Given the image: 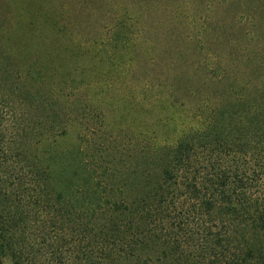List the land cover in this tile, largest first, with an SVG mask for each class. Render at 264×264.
I'll use <instances>...</instances> for the list:
<instances>
[{
    "label": "trees",
    "instance_id": "1",
    "mask_svg": "<svg viewBox=\"0 0 264 264\" xmlns=\"http://www.w3.org/2000/svg\"><path fill=\"white\" fill-rule=\"evenodd\" d=\"M33 1L0 0V264H264V0H216L197 24L176 0H128L97 62L141 63L125 37L143 36L168 95L111 82L96 100ZM97 100L112 130L85 124Z\"/></svg>",
    "mask_w": 264,
    "mask_h": 264
},
{
    "label": "rangeland",
    "instance_id": "2",
    "mask_svg": "<svg viewBox=\"0 0 264 264\" xmlns=\"http://www.w3.org/2000/svg\"><path fill=\"white\" fill-rule=\"evenodd\" d=\"M138 1L142 6L149 2L153 5L161 2V0ZM201 1L202 0H194V3H192L190 0H176L175 3L180 4L176 5L181 10L179 14L187 22L194 20L193 18H196V15H200L201 13L202 18H204V16L209 17L213 14L214 9L218 8V12L221 10V6H218L215 0L213 5L208 6V9L203 11L204 4L201 5ZM33 3L36 7L33 4V7L28 5L25 6L29 11V15L38 10V4L47 5V8L51 11L49 16H51L54 21L59 22L61 26H64L65 36H63L64 39L62 38V40L65 50L64 56L61 59V67L63 66L65 72L71 74L72 78L67 79L68 84L74 86L76 80L81 81L79 88L89 99L96 100L99 96H103L104 93L100 91V86L103 85L104 88H108L107 84L111 82L117 84L122 83L123 85L131 87L134 85L141 89H144L143 84L148 82V84L153 85L151 89L147 90L150 96L160 99L167 97V92L160 86L157 80L161 75V67H166V65L157 51H149V53L144 52L147 43H142L144 39L143 36L130 33L125 37L129 43H134L132 46L134 50L138 49L141 51V63H131L130 55L132 53L126 54L124 58H122L123 55L111 53V57H113L116 64L111 62L105 63V68L97 62V43L99 46H102V44L107 42L110 38V33H112L111 27L119 19H123V16H129L130 14L135 15V12L124 10V8H128V5L131 6L128 0H34ZM159 10L161 11H155L152 7L147 8V12L149 11L154 15H159V19L168 20L169 18H166L167 16L165 15L168 11L164 12L162 9ZM147 12L145 11V14H147ZM222 16H224V14H222ZM154 18L157 17L154 16ZM195 20L196 23L198 19L196 18ZM190 25H192V23ZM195 27L196 26L193 24L192 30ZM154 32H156V30H154ZM57 63H59L58 60L55 61L54 65H57ZM143 63H153V65L145 68ZM140 64H143V68ZM156 67L159 68L158 74H156L158 72V68L156 69ZM97 110L99 111V118L94 120L93 123L92 120L85 121V124L90 125V128L104 127L108 130H112L116 121L113 112L115 108L111 105L107 106L100 104L97 100ZM101 112L105 114L103 118L101 117ZM170 113L169 109H165L162 112V117L165 118V116ZM180 113L179 106L176 108L175 114L171 113L173 119L176 117V114L178 116V119H175L174 122L171 120L170 129L172 131L177 130L179 124H181L185 118L184 116L180 119ZM100 120L104 121L102 125ZM138 125L140 127L145 126L143 121H139Z\"/></svg>",
    "mask_w": 264,
    "mask_h": 264
}]
</instances>
